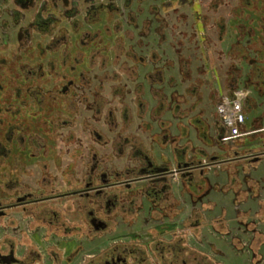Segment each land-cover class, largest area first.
<instances>
[{"label": "flooded vegetation", "instance_id": "obj_1", "mask_svg": "<svg viewBox=\"0 0 264 264\" xmlns=\"http://www.w3.org/2000/svg\"><path fill=\"white\" fill-rule=\"evenodd\" d=\"M249 12L264 0H0V264H264V202L242 186L264 161L263 129L247 128L264 123V15L254 34ZM214 43L237 54L209 125ZM233 188L235 225L204 201Z\"/></svg>", "mask_w": 264, "mask_h": 264}, {"label": "crops", "instance_id": "obj_2", "mask_svg": "<svg viewBox=\"0 0 264 264\" xmlns=\"http://www.w3.org/2000/svg\"><path fill=\"white\" fill-rule=\"evenodd\" d=\"M222 15L226 17V20H227L228 25H229L230 17L228 16V14L226 12H224V13L222 12ZM247 15L249 18L248 20L244 19L243 15H242L239 19V22L241 24H244L248 30L252 29L254 31V34L258 33V31L256 29V27H257L256 23H260L262 21V16L264 15V12H260V14L259 13L256 14V13H252V12L244 14V16H247ZM257 17H259V19H260L258 22H256ZM250 18H254V19L252 20ZM213 33L214 32H212V35H213ZM186 46L188 47L189 45L186 44ZM235 54H237L236 50L231 49L228 43L221 44V45L214 43V47L212 48V51L210 53V55H212L211 59L217 67L216 68L217 69L216 77H214V79L211 78L209 72L206 69L207 68L206 67L207 66L206 57H202V59H201L202 60L201 64L206 69V72L204 74H202V86H200V88L198 90V97L202 98V101H201V104L199 105V107L202 111V118L204 120H206V122L209 125L212 123V120H213L212 117L214 116L213 113L216 111L215 103L217 102L218 98L222 95L229 94V92H227V91H229L228 90L229 87L226 86V83H230L231 80H229V77H227L228 76L227 69L230 66V64L233 62V60L236 58ZM238 62L241 64L243 63L240 61H238ZM207 81L208 82L214 81L216 86H218L220 90H218V92H216L215 94L212 93V91L208 92ZM242 82H244V80ZM209 84H210V82H209ZM194 99L190 98L191 101H194ZM262 99L263 98L260 97L259 100L256 102V105L254 104L253 108L251 110V112H252L251 116H252V118H254V120L257 119V116L259 117V116L264 115V101ZM199 127H200V125H199ZM249 127L262 128L263 129L262 131H264V123H263V125L256 123V125L247 126V128H249ZM194 136H196V131L192 128L190 138H194ZM201 137L202 138H199L198 141L193 140L194 143L196 145L200 146L201 148L211 152L212 149H210L208 147L207 143H205V141H206L205 136L201 135ZM239 169H241V167L240 168L238 167L237 171ZM210 177L213 179V181L215 183L219 184L220 187L225 186L228 182V179H229L227 172L223 173L220 170L215 171L214 174L212 173L210 175ZM238 178L241 181H244V176H243L242 171L238 173ZM253 180H254V182H253ZM242 184H243L242 185L243 189L248 190L249 187L253 186L255 188V189H253L254 191L259 190L261 192V198H262L261 201L264 202V161L260 162V164H258L257 167H255V170L252 173V179L251 178L247 179ZM233 190H234V188L232 189V191H230L226 195H223L219 192L212 191V193H210L204 199V201L207 202L210 200L212 203L217 204V208L214 210V214H212V215H218L219 214V206L220 207L225 206L228 209H230V213L228 216L230 217L231 222L235 225V224H237V222H236V220H233L234 216L232 214V212H233L232 211V209H233L232 202H233L234 197H235V192H233ZM256 201L251 198L248 201V205L249 206H257V204H254V203H256ZM262 251L264 252V247L262 248ZM228 255H229V257H228L229 260H231V264H252L249 256L239 255V254H236L235 252L234 253L228 252Z\"/></svg>", "mask_w": 264, "mask_h": 264}, {"label": "built area", "instance_id": "obj_3", "mask_svg": "<svg viewBox=\"0 0 264 264\" xmlns=\"http://www.w3.org/2000/svg\"><path fill=\"white\" fill-rule=\"evenodd\" d=\"M219 114L231 136L241 135L239 125L244 122V115L239 104L226 97L219 107Z\"/></svg>", "mask_w": 264, "mask_h": 264}, {"label": "rangeland", "instance_id": "obj_4", "mask_svg": "<svg viewBox=\"0 0 264 264\" xmlns=\"http://www.w3.org/2000/svg\"><path fill=\"white\" fill-rule=\"evenodd\" d=\"M208 82V81H207Z\"/></svg>", "mask_w": 264, "mask_h": 264}]
</instances>
